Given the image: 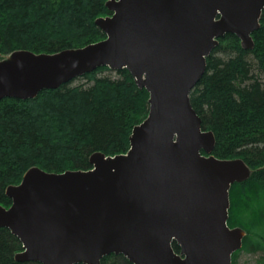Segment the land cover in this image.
Returning <instances> with one entry per match:
<instances>
[{
  "label": "water",
  "instance_id": "1",
  "mask_svg": "<svg viewBox=\"0 0 264 264\" xmlns=\"http://www.w3.org/2000/svg\"><path fill=\"white\" fill-rule=\"evenodd\" d=\"M95 20L105 38L54 54L12 52L0 60V100H30L106 67L125 69L148 93L147 117L129 149L94 153L89 170L30 168L9 186L0 229L15 236L17 262L231 264L245 232L227 224L229 191L248 179L241 159H218L211 131L190 102L219 39L253 48L264 0H107ZM179 247L175 251L173 245Z\"/></svg>",
  "mask_w": 264,
  "mask_h": 264
},
{
  "label": "trees",
  "instance_id": "2",
  "mask_svg": "<svg viewBox=\"0 0 264 264\" xmlns=\"http://www.w3.org/2000/svg\"><path fill=\"white\" fill-rule=\"evenodd\" d=\"M107 0H0V60L18 50L54 54L105 38L95 20L109 15ZM245 50L235 35L219 39L190 102L211 131L218 159H241L250 176L229 191L227 224L245 232L242 248L232 255L264 264V10ZM148 114V93L130 73L101 67L34 99L0 100V205L30 168L53 173L89 170L90 156L124 154L135 126ZM175 251L179 247L174 244ZM22 250L9 230L0 229V264L17 262ZM100 264H131L121 255Z\"/></svg>",
  "mask_w": 264,
  "mask_h": 264
},
{
  "label": "rangeland",
  "instance_id": "3",
  "mask_svg": "<svg viewBox=\"0 0 264 264\" xmlns=\"http://www.w3.org/2000/svg\"><path fill=\"white\" fill-rule=\"evenodd\" d=\"M4 59V58H3ZM69 171V170H68ZM250 260V258H248L247 256L241 255L239 256V258L237 259V264H246L247 261Z\"/></svg>",
  "mask_w": 264,
  "mask_h": 264
}]
</instances>
